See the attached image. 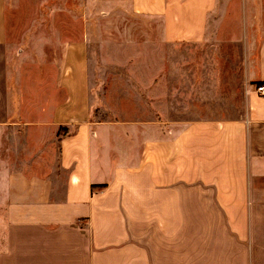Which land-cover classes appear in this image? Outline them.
Instances as JSON below:
<instances>
[{"label":"crops","instance_id":"1","mask_svg":"<svg viewBox=\"0 0 264 264\" xmlns=\"http://www.w3.org/2000/svg\"><path fill=\"white\" fill-rule=\"evenodd\" d=\"M92 1L186 52H153L145 77L120 66L134 75L103 89L105 118L89 23L35 112L0 52V264H264V0Z\"/></svg>","mask_w":264,"mask_h":264},{"label":"rangeland","instance_id":"2","mask_svg":"<svg viewBox=\"0 0 264 264\" xmlns=\"http://www.w3.org/2000/svg\"><path fill=\"white\" fill-rule=\"evenodd\" d=\"M103 10L102 4L87 3V0L6 2L5 41L0 52H8V79L15 87V91L10 92L24 100H32L31 112H35L34 100L43 99L46 104L57 98L55 89L60 63L65 60L63 53L70 47L72 38L82 32L85 23H89L93 32L86 48L91 58L89 76L91 102L96 104H91L94 117L108 116L102 108L103 100L108 97V94L104 97L103 89L109 88L110 82H124L134 75V72L123 71L120 66H140V73L145 77L150 75L153 52H186V41L158 46L154 34H148L146 20L139 15L123 9L112 13ZM176 79L183 80V69L177 73ZM62 128L60 126L59 132Z\"/></svg>","mask_w":264,"mask_h":264},{"label":"built area","instance_id":"3","mask_svg":"<svg viewBox=\"0 0 264 264\" xmlns=\"http://www.w3.org/2000/svg\"><path fill=\"white\" fill-rule=\"evenodd\" d=\"M254 91L259 95L264 96V82H259L254 85Z\"/></svg>","mask_w":264,"mask_h":264},{"label":"trees","instance_id":"4","mask_svg":"<svg viewBox=\"0 0 264 264\" xmlns=\"http://www.w3.org/2000/svg\"><path fill=\"white\" fill-rule=\"evenodd\" d=\"M259 82H264V81H258L257 83H259Z\"/></svg>","mask_w":264,"mask_h":264}]
</instances>
